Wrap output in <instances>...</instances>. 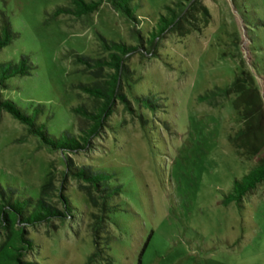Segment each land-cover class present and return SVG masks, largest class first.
I'll list each match as a JSON object with an SVG mask.
<instances>
[{
  "label": "rangeland",
  "instance_id": "1",
  "mask_svg": "<svg viewBox=\"0 0 264 264\" xmlns=\"http://www.w3.org/2000/svg\"><path fill=\"white\" fill-rule=\"evenodd\" d=\"M69 1L0 0V17L7 16L17 34L0 50V61L25 54L34 64L31 74L13 77L1 94L29 111L41 104L39 120L55 134L85 123L73 105L92 110L97 103L78 83L103 78L104 71L77 63L69 51L102 55L98 34L136 43L134 24L106 2L80 18H50L55 6ZM134 1L143 18L138 27L147 31L164 5L176 0ZM202 2L209 16H201L190 32L171 31L159 40L163 59L135 52L127 61L137 79L132 91L154 95L161 106L152 110L134 103L130 111L116 103L90 148L67 154L72 165L92 163L116 173L123 183L115 196L120 208L103 212L97 191L68 178L65 186L81 213L25 228L38 245L27 258L31 264H86L96 251L94 228L103 214L110 218L98 233L109 238V253L104 259L92 255L93 264H264V183L241 206L221 202L233 179L257 157L238 154L228 138L242 124L232 103L235 94L211 93L251 69L245 47H262L258 59L264 61V0ZM241 17L250 22L247 34ZM63 170L60 153L40 146L2 113V187L37 197L49 179L46 190L60 206L52 193Z\"/></svg>",
  "mask_w": 264,
  "mask_h": 264
},
{
  "label": "trees",
  "instance_id": "2",
  "mask_svg": "<svg viewBox=\"0 0 264 264\" xmlns=\"http://www.w3.org/2000/svg\"><path fill=\"white\" fill-rule=\"evenodd\" d=\"M104 2L120 11L134 24L131 33L136 36V43L115 41L98 34L102 55L91 56L75 50L69 51L77 63L104 71L101 75L103 78L79 82L77 85L82 93L91 96L97 102L92 110H88L81 102L71 107L75 115L85 121L83 125L78 124L74 130H61L59 134L52 133L46 123L39 120L41 104L32 105L29 111L18 101L3 97L0 91V119L3 112L9 113L24 126L26 136H33L40 146L60 153L65 165V170L61 173V181L54 188L56 192L52 193L60 206L51 202L50 192L46 190L49 179L42 186L41 193L37 197L22 195L16 188L10 186L4 188L0 185V234L3 236L0 242V264H31L27 258L36 253L38 245L31 236H28L26 227H36L37 224L49 223L53 219L74 218L76 214L81 213L72 199V192L65 186L68 178L82 181L97 191L103 212L112 213L120 208L115 196L121 193L123 183L118 181L116 173L96 167L92 163L72 165L67 154L90 148L91 140L100 136L107 119L115 111L116 103L130 111H132L131 104L152 110L160 107L161 104L154 95H143L132 91V83L137 79L128 65V59L135 52L142 55H156L163 59L157 46L166 33L173 31L183 35L196 27V22L201 16L210 15L202 0H176L172 5L165 4L164 11L159 14L151 27L143 31L138 27L143 18L137 14L138 3L134 0H70L67 4L55 6L50 18L62 14L80 18L94 12ZM257 21L259 23L260 20ZM241 23L247 34L250 30L248 28L250 22L242 18ZM16 35L7 16L2 15L0 50L9 45ZM261 48L260 46L245 47L246 59L251 69H242L228 84L211 91L212 94L223 96L235 94L232 103L242 124L230 133L228 138L238 154L257 157L241 177L233 179L231 189L221 200L225 205L234 202L241 206L245 196L253 193L260 184L264 183V61L258 59L260 55L258 50ZM33 68L34 64L25 54H22L18 60L0 61V90L10 88V79L29 75ZM141 120L143 122V119ZM104 218L110 217H105L103 214L96 220L94 228L96 251L88 256L86 264H93L91 256L94 254L104 259V254L109 253V238L102 237L98 233L105 223Z\"/></svg>",
  "mask_w": 264,
  "mask_h": 264
}]
</instances>
